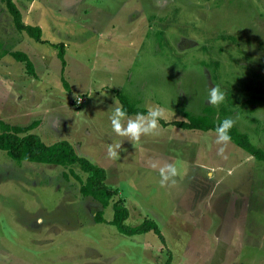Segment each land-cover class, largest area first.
Instances as JSON below:
<instances>
[{
    "label": "rangeland",
    "instance_id": "obj_1",
    "mask_svg": "<svg viewBox=\"0 0 264 264\" xmlns=\"http://www.w3.org/2000/svg\"><path fill=\"white\" fill-rule=\"evenodd\" d=\"M12 2L46 42L18 31L0 0V120L38 121L29 132L45 143L69 141L105 169L129 210L125 224L151 219L163 238L120 233L108 223L112 204L83 196L68 167L0 150V264H264V161L232 140L218 145L215 130L160 124L136 141L117 136L109 119L120 93L135 107L163 108L166 122L187 120L219 87L225 100L214 109L225 107L264 150V0ZM50 43L65 45V66ZM165 163L177 176L162 187Z\"/></svg>",
    "mask_w": 264,
    "mask_h": 264
},
{
    "label": "trees",
    "instance_id": "obj_2",
    "mask_svg": "<svg viewBox=\"0 0 264 264\" xmlns=\"http://www.w3.org/2000/svg\"><path fill=\"white\" fill-rule=\"evenodd\" d=\"M13 16V22L16 29L20 32L24 31L29 37L37 42L44 43L42 39V30L39 26L25 24L22 21L20 11L15 7L12 0H3ZM54 48L58 49V57L62 66H65V45L63 43H50ZM15 58L25 61L29 70L32 71L33 63L29 57L23 52H12ZM120 105L126 109L128 115L142 112L147 113V110L131 105L126 97L117 93ZM229 111L225 107H221L219 113L211 105H206L202 109V113L198 115H188L187 120H175L166 122L163 119L160 121L162 126L174 125L182 129H192L200 131L215 130V128L224 120L229 118ZM38 121H34L27 126L10 125L0 120V150L16 161H29L43 164L59 165L68 167L74 176L80 182V193L83 196H90L98 201L103 208L110 203L113 208V216L108 223L114 225L117 230L125 235H135L145 232H154L162 239L161 232L155 221L144 219L141 223L130 226L125 224L128 218L129 210L125 206L121 198H118V190L110 188L106 183V172L103 167L92 163L84 156H80L73 145L67 140L56 141L52 144L45 143L41 137L29 132L38 125ZM231 140L235 145L244 149L248 154L255 159L264 161V150L255 146L249 139L246 133L240 132L234 125L229 131ZM78 167L82 172L86 173L85 180L73 172L72 168ZM116 196V197H114ZM97 222H104L103 212L99 211L95 215ZM167 264H171L170 260Z\"/></svg>",
    "mask_w": 264,
    "mask_h": 264
},
{
    "label": "clouds",
    "instance_id": "obj_3",
    "mask_svg": "<svg viewBox=\"0 0 264 264\" xmlns=\"http://www.w3.org/2000/svg\"><path fill=\"white\" fill-rule=\"evenodd\" d=\"M225 100V94L219 87H212L209 90L206 103L212 106H219ZM165 118V110L159 106H150L147 113L138 112L135 117H130L123 107L118 105L113 109L110 119L112 131L119 137H125L129 140H140L142 136L158 135L160 130V121ZM126 121V124L123 123ZM234 121L230 118L224 119L216 128V143L218 145L227 144L231 140L229 135ZM122 150V141L110 144L107 148L108 156L112 159H118ZM223 147L218 149L222 154ZM155 167V165H153ZM160 184L166 186L169 183H175L177 168L171 163H165L159 168Z\"/></svg>",
    "mask_w": 264,
    "mask_h": 264
}]
</instances>
